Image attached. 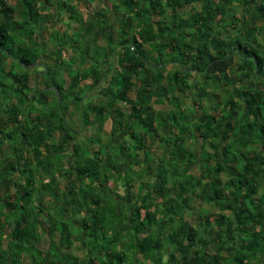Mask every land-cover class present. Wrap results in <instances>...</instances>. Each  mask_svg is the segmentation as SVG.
Listing matches in <instances>:
<instances>
[{
	"label": "trees",
	"instance_id": "trees-1",
	"mask_svg": "<svg viewBox=\"0 0 264 264\" xmlns=\"http://www.w3.org/2000/svg\"><path fill=\"white\" fill-rule=\"evenodd\" d=\"M77 1L0 0V264H264V0Z\"/></svg>",
	"mask_w": 264,
	"mask_h": 264
},
{
	"label": "rangeland",
	"instance_id": "rangeland-1",
	"mask_svg": "<svg viewBox=\"0 0 264 264\" xmlns=\"http://www.w3.org/2000/svg\"><path fill=\"white\" fill-rule=\"evenodd\" d=\"M14 2V0H11V3H13ZM82 2H84V0H82L81 1V3ZM85 2L86 3H88V7H90V9L94 12L95 10H97V8L99 7L100 8V5H102V6H104L103 4H104V2H103V0H89V1H86L85 0ZM80 3V1H77L76 2V4L78 5V7L80 8V10L82 11V12H84V14H86V12H87V6L86 5H83V4H81ZM53 8H54V14H53V17L51 18L52 20L55 18V16H56V11H57V5L56 4H54L53 5ZM62 18H64V17H62ZM52 21H50V22H48V23H46L47 25H46V30L45 31H42V33H41V36H40V38H41V40H45V39H47L48 38V36H49V30H51V29H53V27H54V23H51ZM57 23H59V22H56L55 23V27L57 28V26H59ZM61 27H62V25H61ZM54 30V29H53ZM60 30V29H59ZM52 31V30H51ZM91 42V40H90V38H89V43ZM84 43V42H83ZM100 43H102V42H100ZM51 43L48 45L49 47H51ZM93 47H95V46H93V44H92V48L91 49H94ZM92 51V50H91ZM24 67H25V69H27L28 71H30V84H33V82H36V78H37V76L40 74V70H41V66H42V63H40V61L38 62V64H34V65H30V66H25V65H23ZM35 70H38V71H35ZM107 77H110V76H107ZM97 87L98 86H96L95 88H94V90L95 89H97ZM88 94H90V93H88ZM84 97H86V94H85V96ZM83 99V98H82ZM46 112V111H45ZM109 122L110 121H107V123H106V126H105V129H106V131H108L109 130V126H110V124H109ZM80 125V123H79V121L77 120V119H75L74 118V120H73V122H72V126H74L75 128H77L78 126ZM80 128H82L81 126H80ZM79 128V129H80ZM95 141V140H94ZM192 146L193 147H195L194 145H193V143H192ZM116 150V149H115ZM6 151V150H5ZM196 171V170H195ZM205 211H216V208H215V206L214 205H210V204H206V203H202V202H198L197 200H194L193 201V212H192V214L191 215H189V214H187V217H189V219H192V221L194 222V220H195V218H197V216L199 215V214H202V213H204ZM42 218V217H41ZM44 226V225H43ZM38 231H39V234L41 235V239L39 240V241H37L36 242V245L39 247V248H41L42 250L43 249H45L46 248V246H47V243H48V240H47V238H46V236H44V234H43V230H42V228H40V229H38ZM76 244H77V241H76ZM66 250L67 251H72L73 253H78L79 251L78 250H70V249H68V248H66ZM26 262H28V260H26Z\"/></svg>",
	"mask_w": 264,
	"mask_h": 264
},
{
	"label": "water",
	"instance_id": "water-1",
	"mask_svg": "<svg viewBox=\"0 0 264 264\" xmlns=\"http://www.w3.org/2000/svg\"><path fill=\"white\" fill-rule=\"evenodd\" d=\"M234 51H237V49H235ZM114 70H115V50L113 51V56H112V70H111V74L114 72ZM111 74L109 76H111ZM102 82H103V80L99 81L97 86L101 85ZM47 88H49V87H47Z\"/></svg>",
	"mask_w": 264,
	"mask_h": 264
},
{
	"label": "clouds",
	"instance_id": "clouds-1",
	"mask_svg": "<svg viewBox=\"0 0 264 264\" xmlns=\"http://www.w3.org/2000/svg\"><path fill=\"white\" fill-rule=\"evenodd\" d=\"M35 64H38V63H35ZM42 64H43V63H42ZM30 65H34V64H30ZM30 65H29V66H30ZM115 66H116V58H115ZM107 78H109V77H107ZM107 78L105 77L104 80L107 79ZM104 80H103V81H104Z\"/></svg>",
	"mask_w": 264,
	"mask_h": 264
},
{
	"label": "crops",
	"instance_id": "crops-1",
	"mask_svg": "<svg viewBox=\"0 0 264 264\" xmlns=\"http://www.w3.org/2000/svg\"><path fill=\"white\" fill-rule=\"evenodd\" d=\"M81 3V2H80ZM78 6V5H77ZM82 12V11H81ZM82 13H84V12H82ZM64 29V27H62L60 30H63ZM50 43H48V45H49ZM102 80H104V78L102 79Z\"/></svg>",
	"mask_w": 264,
	"mask_h": 264
}]
</instances>
